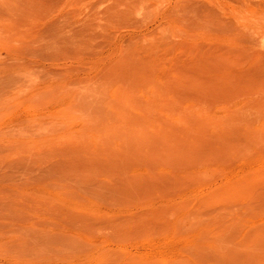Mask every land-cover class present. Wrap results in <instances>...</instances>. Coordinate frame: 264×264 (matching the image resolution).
<instances>
[{"label": "rangeland", "instance_id": "1", "mask_svg": "<svg viewBox=\"0 0 264 264\" xmlns=\"http://www.w3.org/2000/svg\"><path fill=\"white\" fill-rule=\"evenodd\" d=\"M0 264H264V0H0Z\"/></svg>", "mask_w": 264, "mask_h": 264}]
</instances>
